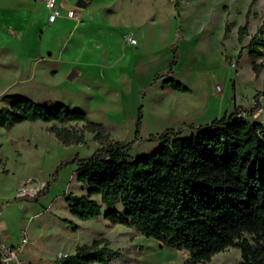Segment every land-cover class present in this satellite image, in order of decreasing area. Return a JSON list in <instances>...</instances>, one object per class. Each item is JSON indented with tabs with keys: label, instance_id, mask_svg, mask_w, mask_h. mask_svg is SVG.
Here are the masks:
<instances>
[{
	"label": "rangeland",
	"instance_id": "374dc122",
	"mask_svg": "<svg viewBox=\"0 0 264 264\" xmlns=\"http://www.w3.org/2000/svg\"><path fill=\"white\" fill-rule=\"evenodd\" d=\"M78 1L59 0L66 9H77L82 23L63 15L50 24L44 0H0V111L9 108L7 96H23L82 110L88 121L104 125L100 137L86 131L82 143L71 145L53 129L81 130L87 121L0 128V237L16 242L27 234L22 264H63L62 258L78 247L101 238L121 252L109 264H185L187 251L107 220L99 195L92 196L102 206L98 218L84 221L74 215L68 198L87 196L88 188L78 181L76 165L60 166L115 141L130 143L132 157L150 154L160 145L151 137L168 128L203 125L236 107L253 108L255 96L264 93V69L253 70L254 62L264 64V34L259 36L262 57H251L250 43L264 25V0L252 7V0H182L179 9L176 0H84V8ZM247 20L240 42L238 31ZM126 34L137 38V45H129ZM174 47L180 54L175 73L143 97L154 76L168 70ZM178 82L190 90H175L172 84ZM258 100L261 109L247 119L264 124V96ZM47 183L49 190L38 201L20 200ZM24 185L31 193L22 191ZM117 209L124 211L121 203ZM241 261L240 249L232 246L197 264Z\"/></svg>",
	"mask_w": 264,
	"mask_h": 264
},
{
	"label": "trees",
	"instance_id": "16d2710c",
	"mask_svg": "<svg viewBox=\"0 0 264 264\" xmlns=\"http://www.w3.org/2000/svg\"><path fill=\"white\" fill-rule=\"evenodd\" d=\"M257 0H252L251 7ZM182 0H176L180 8ZM248 16V15H247ZM248 20L240 27L239 41L247 33ZM264 25L250 43L252 58L263 56L259 38ZM228 27L226 32H228ZM180 54L174 47L167 71H159L141 91L145 95L154 84L175 73ZM263 63H253L258 74ZM178 91L190 89L173 83ZM236 107L210 123H184L178 129L168 128L151 139L160 145L150 154L132 157L131 144L110 142L92 155H75L65 160L60 169L76 165L78 181L86 185L87 196H70V211L81 220L96 219L102 206L92 196L99 195L107 211L105 218L113 224L135 229L164 246L189 253L185 264L210 261L229 247L241 251V264H264V124L250 122L261 108ZM9 108L0 111V128L23 122L87 121L81 130L60 127L53 129L65 145L82 143L85 132L101 136L104 125L88 121L82 110L67 105L47 106L23 96H7ZM139 108L137 128L141 124ZM190 136H184L185 129ZM138 133V131H137ZM47 183L35 196L20 200L38 201L49 190ZM121 203L124 211L117 205ZM250 235L252 241L245 237ZM121 252L107 239L80 246L75 254L62 258L63 264H109Z\"/></svg>",
	"mask_w": 264,
	"mask_h": 264
},
{
	"label": "built area",
	"instance_id": "2783aa9c",
	"mask_svg": "<svg viewBox=\"0 0 264 264\" xmlns=\"http://www.w3.org/2000/svg\"><path fill=\"white\" fill-rule=\"evenodd\" d=\"M44 3L47 10L49 11L48 22L50 24L57 22V20L63 17V15L71 20L76 21L78 24L83 22L82 16L77 9L70 8L66 9L64 12V6L59 2V0H44ZM125 41L132 46L137 45L138 43L137 38L131 34L125 35ZM24 189L30 190L26 185L22 187V191ZM23 192L31 193L26 191ZM28 243L29 239L26 233H22L19 242L14 245L0 240V264H22L20 260V254Z\"/></svg>",
	"mask_w": 264,
	"mask_h": 264
},
{
	"label": "crops",
	"instance_id": "0c3cea01",
	"mask_svg": "<svg viewBox=\"0 0 264 264\" xmlns=\"http://www.w3.org/2000/svg\"><path fill=\"white\" fill-rule=\"evenodd\" d=\"M63 6H64V4H63ZM64 10H66L65 6H64ZM146 84H147V83H144V85H146ZM147 85H148V84H147ZM197 125H199V124H197ZM192 133H193V131H191V132H187V130L185 129L184 136H190ZM20 238H21V237H20ZM0 240L5 241V239H4V238H1V237H0ZM19 240H20V239H19ZM19 240L16 241V242H7V241H5V242L14 245V244H17V243L19 242Z\"/></svg>",
	"mask_w": 264,
	"mask_h": 264
},
{
	"label": "water",
	"instance_id": "95a60500",
	"mask_svg": "<svg viewBox=\"0 0 264 264\" xmlns=\"http://www.w3.org/2000/svg\"><path fill=\"white\" fill-rule=\"evenodd\" d=\"M77 6H78V7H81V8H84V7L87 6V4H86V2H85L84 0H79V1L77 2ZM74 77H75V75L72 74V75L70 76V79H73Z\"/></svg>",
	"mask_w": 264,
	"mask_h": 264
},
{
	"label": "bare ground",
	"instance_id": "6f19581e",
	"mask_svg": "<svg viewBox=\"0 0 264 264\" xmlns=\"http://www.w3.org/2000/svg\"><path fill=\"white\" fill-rule=\"evenodd\" d=\"M23 191L29 192L27 189L26 190L24 189Z\"/></svg>",
	"mask_w": 264,
	"mask_h": 264
}]
</instances>
